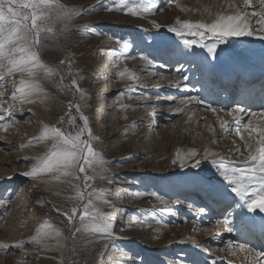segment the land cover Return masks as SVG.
<instances>
[{
    "label": "rangeland",
    "instance_id": "1",
    "mask_svg": "<svg viewBox=\"0 0 264 264\" xmlns=\"http://www.w3.org/2000/svg\"><path fill=\"white\" fill-rule=\"evenodd\" d=\"M204 1H206L205 7H203ZM207 1L124 0V4L127 6L138 4L140 8L150 3L157 5V11L153 13L133 16L128 14L123 6L117 9L120 0H61L64 5L73 4L81 9L94 7V10L76 17L73 27L65 38L62 36L59 39L50 38L44 41L48 46L41 50V58L48 64L54 62L60 65L64 70H62L63 79L58 73L51 80L43 82L49 94L47 105L49 124L47 125L60 126L58 121L64 117L63 127L72 130L67 123V114L69 112L72 115L77 114L75 108L71 110L68 108L69 101L80 104L81 111L89 117L90 128L96 137L92 141L93 147L101 153L105 161L103 167L107 170L100 172L98 168L97 178L90 183L97 189L108 190L104 198L110 203L105 204L102 201L96 203L101 212L114 216L113 230L117 235L112 242L110 241L107 246H104L94 237L77 234L74 242L68 241L71 247H68L67 255H69L65 257L67 264H163L160 262L161 258L166 262L172 260L173 264H180L181 261L183 264H193L190 263L191 253L183 250L179 243L180 235L167 232L170 229L177 230V225L181 221L177 218L185 217L184 219L187 221L193 219V222L198 223L193 231L202 241H208L210 237L216 236V231L213 229L225 232L222 226L216 224V221H222L225 216H214V218L198 221V217L195 216L202 206V201L190 191L191 189H183L179 185L176 178L185 179V176H180L181 168L178 163H172L176 158L177 151L184 152L193 147L198 151L201 145H206L208 142L209 145L211 143L213 149L220 150L225 154V146L222 138L220 139V133L215 132L214 127L211 126L212 113L208 114L209 119L204 118L206 112L210 111L201 107L204 113L201 112V116L197 117L195 126H197L198 135L195 137H190L189 132L187 133V128L190 131L193 123L190 122V119L185 117L181 122L182 126L187 120L183 124L184 130L181 132L183 137L179 136L180 127H177L180 124V119L184 115H188L185 114L187 109H196L195 104H190L177 116L168 118L170 113L166 115L169 109H173V105L180 104L182 107L180 102L186 97L200 95L196 92L199 87V84L196 83V76L193 78L195 81L192 79L191 82H188L189 91L176 93L175 88L169 86L171 77H168V73L162 75L164 71L158 67V64L165 60L161 58L157 60L156 57L155 67H152L153 69L149 73L151 76L146 75L151 77L147 82H142V77L130 79L126 76L119 79L118 75L120 71L127 69L123 64L124 60L128 65L129 72L131 56L134 59L145 52L144 48L140 49L142 43H173L176 50L170 56H180L181 50L186 52L180 39L168 31V26L174 25L177 19L211 23L216 12L208 20V16L204 17V14H208V10L213 7L214 3V7H218V9L222 7L225 14L235 12V9L227 7L228 0H210L208 3ZM235 2L237 3V0ZM218 4H222L221 7ZM192 6L194 7L192 8ZM194 8L196 9L194 10ZM108 9L113 10L109 11ZM164 13L171 16L170 24L164 23V20L161 19ZM153 20L161 25L159 29L152 26ZM85 25L90 27L81 31L82 26ZM188 38L191 39V37ZM117 39L129 41L133 47L124 50L117 43ZM175 56L171 60L174 62L173 64L177 62ZM62 60L65 61L63 65L60 64ZM68 61H71V66ZM142 71H144L142 74H145V69ZM136 73L138 74L134 73L135 77L141 74L140 71ZM73 77L77 79L79 87L84 91V99H81L79 93H74L70 87H66L71 85ZM14 81V77H7L0 91L13 88ZM160 82L161 85L167 87L163 93L155 94L156 91L152 89L156 88ZM133 84L139 87V93L130 90L129 85ZM5 96V94L0 96V99L7 100ZM133 97L136 98V103L127 105ZM167 97L173 99L167 101ZM206 102H211V99L206 98ZM121 104L127 107L121 108ZM9 108L12 109L11 112L7 111ZM19 110V106L12 107L9 103L3 102L0 104V116L4 117V120L0 121L1 154L8 150V146L14 147L15 154H21L20 147H18L21 142L35 141L33 138L38 136L41 131L39 128L43 122L38 120V117L36 118L28 110ZM114 113L115 118L113 117ZM132 120L133 122H131ZM102 122L104 123L101 124ZM5 123L8 125L7 131L4 130ZM76 123L82 124L78 115ZM158 124L159 130L156 128ZM102 126L104 128H101ZM4 132L5 134H3ZM25 132H28L27 136L33 137L23 140L24 137H27ZM233 136L235 137V135ZM209 161L210 158L202 160L197 170L203 174H209V180L212 182L226 187L217 170L214 167L209 169ZM18 169L20 171L27 170L25 160L19 161ZM176 173L178 177L174 175ZM88 174L93 175L92 170H89ZM99 175H105L107 178L100 179ZM193 188L196 190H194L195 192L200 193L199 188L196 186ZM88 191H91V188ZM152 192L157 193L166 203H160L156 196L150 195ZM72 195H74V191L64 185L45 188L37 181H30L27 177L20 179L14 188L9 187V183L3 184L0 188V217H4L1 236L7 239L23 238L27 233L36 231L45 219L61 229L65 236H69L66 217L55 211L54 206L65 210L71 208L73 202L68 197ZM39 200H43L44 203L38 204ZM238 201L239 198L235 197L233 204L231 203L232 206ZM232 206L230 205V207ZM187 208L191 209H189L190 213H185ZM169 209L171 210L169 211ZM227 210L224 212L225 215L229 212ZM182 221L181 226L184 224ZM234 223L235 226H240L241 218L235 216ZM179 229L180 227L178 232H180ZM235 229L231 233L240 235L241 243L249 246L250 239L244 240L245 235L242 236V233L238 232V228ZM120 235L121 237H119ZM163 241L164 243L161 245L160 242ZM50 243L52 244V241ZM23 248L6 251L4 258L11 259L12 264H61L60 254L55 253L53 248H43L40 244L33 245L30 247L31 249L22 250ZM211 248L214 250V254L221 252L228 259L231 256L228 255L224 246L214 249L215 246L211 244ZM27 249L28 251H26ZM232 261L234 262V260ZM0 264H3L2 260H0Z\"/></svg>",
    "mask_w": 264,
    "mask_h": 264
},
{
    "label": "snow or ice",
    "instance_id": "2",
    "mask_svg": "<svg viewBox=\"0 0 264 264\" xmlns=\"http://www.w3.org/2000/svg\"><path fill=\"white\" fill-rule=\"evenodd\" d=\"M121 6L133 16L157 11L155 3L140 8L138 4L127 6L124 4V0H120L117 9H120ZM257 6L258 11L255 10ZM227 7L235 9V12L232 14L217 13L211 23L177 19L174 25L168 26V31L180 39L184 49H193V47L203 49L212 60L218 58L219 52L236 47L232 44L233 40L252 36L264 40V0H256V4L253 3V0H242V5H237L235 0H228ZM249 8L253 10L249 12ZM91 10H94V7L89 9L70 8L61 3V0H0V89L3 88V82L7 77H15L19 74V84L12 92L14 101L18 99L21 104H33L37 101L44 103L49 99L43 82L51 80L58 73L63 79V73L60 72L59 68L42 60L41 50L48 46L44 41L66 36L73 27V19L87 14ZM151 23L154 28L159 29L161 27L155 20ZM57 25L61 27L57 29ZM89 27L88 25L82 26L81 31H85ZM117 43L124 50L133 47L129 41L117 39ZM187 54L183 50L179 52V55ZM140 56L142 60L146 61L147 66L155 67V61L147 54L141 53ZM64 63L65 61H60L61 65ZM68 64L71 66V61H68ZM175 71L183 74L185 65L179 64ZM118 75L121 78L126 76L130 79L135 78V74L129 73L128 69L120 71ZM188 81L189 77L182 75V79L176 80L169 86L177 89L183 86L187 90L189 88ZM66 87H70L74 93H79L81 99H84V91L79 87L75 77L72 78L71 85ZM2 95L3 93L0 92V96ZM169 99L173 98L170 97ZM180 103L183 107L169 109V111L179 113L183 112L190 104L200 105L217 116L224 134L231 133L238 136L243 142L242 148L234 149L237 156L244 157L242 160L225 159L223 155H217L205 149L202 159L195 160L191 167L199 168L202 160L215 157L210 160V163L217 170L230 193L239 198L235 208L240 211L235 215L241 217L242 225L245 219L244 209H247L248 213H255L257 210L264 213V110L252 111L250 108L236 103L225 113L231 119L225 120L219 115L225 111L223 108L212 107L200 96H188ZM120 107L125 108L127 106L121 104ZM68 108L70 110L75 108L82 124H77V115H72L69 112L67 123L72 130L63 127L64 117L58 121L60 126L43 125L39 135L33 140L36 142L51 140V147L44 155L35 158V163L30 170L22 173V175L46 185L53 187L64 185L74 191V195L68 197L73 202L71 208L65 210L54 206L55 211L66 217L70 235L65 236L61 229L45 219L36 229V234L29 238V242L40 244L43 248H53L59 251L61 264H67L64 259V250L71 247L67 242H74L77 234H87L98 241H107L114 237L112 223L114 216L101 212L96 203L98 201L105 204L110 203L104 198L108 190L97 189L92 187L90 183L97 178L98 168L100 172L107 171L103 167L105 161L101 153L93 147L92 141L96 137L90 128L89 117L81 111V105L69 101ZM7 111L11 112L12 109L9 108ZM245 117H247L246 122ZM3 120L4 117L0 116V121ZM7 127L8 125L5 123V131H7ZM32 142L30 140L29 145ZM25 146L21 145V147ZM245 151H247L246 156ZM196 155L195 149L190 150L184 156L178 152L172 163H179V166L184 168L187 166L186 161ZM24 159L27 160L29 157H24ZM89 170H92L93 175L88 174ZM99 178L106 179L107 177L99 175ZM89 188L91 191H88ZM208 191L212 192L213 189L209 188ZM150 195L156 196L160 203H166L157 193L152 192ZM37 203L43 204L44 201L39 200ZM199 213L201 215L206 214V209L200 208ZM216 224L222 226V229L227 232L236 230L232 226L234 213L228 212L225 218L222 221H216ZM213 230L217 231V235H219L217 229ZM49 239H54L55 244H48L47 240ZM184 242L183 240L179 241V243ZM25 243L26 241L22 240L14 246L21 248ZM196 246L205 253L210 251L203 244L198 243ZM8 247V244H0V249L7 250ZM238 252L245 254L246 264H264V259H262L264 252H255L245 243L233 244L230 241L227 246L228 255L236 256ZM223 259L225 257L217 256L213 260V264H216L217 260ZM180 264L183 262L181 261ZM226 264H233V261L229 259Z\"/></svg>",
    "mask_w": 264,
    "mask_h": 264
},
{
    "label": "bare ground",
    "instance_id": "3",
    "mask_svg": "<svg viewBox=\"0 0 264 264\" xmlns=\"http://www.w3.org/2000/svg\"><path fill=\"white\" fill-rule=\"evenodd\" d=\"M179 1H182V0H179ZM208 1H210V0H208ZM208 1H207V3H208ZM204 2H205V4L203 7H205V5H206V1H204ZM253 3L256 4V0H253ZM179 4H181V2H179ZM195 4H197V3H195ZM236 4L242 5V0H237ZM182 5H181V7H182ZM221 5L222 4H220L219 6L221 7ZM66 6H68L70 8L71 7L79 8L73 4L72 5H66ZM175 6H176V4H175ZM214 6H215V3L213 5V7H210L211 9L208 10L209 7L207 8L208 12L205 10L208 13L207 15L204 14V17L208 16L207 20L210 19V17H213L212 15H215L214 12H216V14L217 13H224L222 7H221V9H218V7H214ZM193 7L194 6H192V8ZM185 8H187V6H185ZM195 9L196 8H194V10ZM252 10H253L252 8L248 9L249 12H251ZM255 10H257V11L259 10L258 6L256 7ZM201 11H203V9H201ZM228 14H230V13H228ZM214 18H215V16H214ZM161 19L164 20L163 21L164 23L170 24L169 21L171 19V16L164 13V14H162ZM173 21H174V19H173ZM74 22H75V18L72 21V25L74 24ZM56 27H57V29H59L61 26L57 25ZM66 36H63V37L65 38ZM232 44L236 45V47L227 48L224 51L219 52V56L216 60H212L210 57L207 56V53L203 49L196 48V47H193L194 49L191 51L186 49V52L188 53L187 55L170 56V54L174 50H176L175 45H173V43H169V44H159V43H154V42L142 43L140 49L144 48V50H145L144 53L147 54L148 56L150 55L151 57L150 56L149 57L152 58L153 60H155V57L157 58V60L160 58L162 60L163 59L165 60V62L158 64V67L160 68V70L164 71V72H162L163 73L162 75H164V73H166V74L168 73V75H169L168 77L169 78L171 77V81H170L171 83L175 82L178 79H182V75H188V74H189V76L191 75L189 77L190 80L188 82H191L192 79L196 76V78H195L197 80L196 83L199 84V87L196 89V92L199 93L200 94L199 96L205 100H206V98L211 99V102H209V103L212 105V107L223 108L225 111L222 113H219V115L222 116L225 120H229L231 118L228 117L227 115H225V113L228 110H230L236 103H240L242 106H246V107L250 108L252 111L264 110V40L259 39L257 36H252V37H244V38H241L239 40H233ZM174 53L176 54L177 52L175 51ZM139 54H140V52H139ZM165 56H167V57H165ZM174 56L176 57V61H177L175 64H173L174 62L171 61V60H173ZM132 58H133V56H131V58H130L131 59V62H130L131 66L129 68L130 69L129 72L138 74L136 72L140 71L141 74H139L138 77H135V79L136 78L139 79V77L140 78L142 77L143 79L141 81L147 82L151 77H147L146 75H148L150 73V70L153 68L147 66L146 61L142 60L141 56L140 57L137 56L134 59H132ZM42 60L48 64V62H46L43 58H42ZM169 61H171V62H169ZM181 63L185 65V71L183 74L177 73L175 71V68ZM123 64H125V67L128 69V65H127L125 60H124ZM49 65H52L54 67L59 68L60 72L63 73L62 72L63 69L60 65H58L54 62H53V64L49 63ZM144 69H145V74H142V72L144 73V71H142ZM14 78H15V81H14L15 84H14L13 88H11L10 90H7V91L6 90L0 91L3 93V95L5 94L6 95L5 98H7V100H4L3 98H1L0 104H1V102H3L5 104L9 103V105L12 107H18L19 106L20 107L19 111H21V109L28 110V111H29V109H31V111H29V112L33 113L36 116V118L38 117V120L43 122V125L49 124L48 123L49 119H48V114H47L48 99L44 103L37 101L33 104H21V102L18 99L14 101L12 99V92L14 91V88L16 86H18V84H19V74H17ZM117 79H118V77H117ZM119 79H120V77H119ZM195 79H193V80L195 81ZM130 84H131V82H130ZM161 84L162 83L160 82L156 86V88L152 89V90L156 91L155 94H159V92L163 93L165 88L167 87L166 85L163 86ZM129 86H130V90H132L134 93H137L139 91V87L135 86V84L129 85ZM174 90H176V93L177 92L186 93L190 89L188 88L187 90H185L183 88V86H181V88H179V89L175 88ZM192 91H193V89H192ZM141 98H143V97H141ZM169 98L170 97H167V99H168L167 101H170ZM131 100L132 101L129 102L127 105L130 106V105H133L134 103H136L135 97H133ZM154 100H155V97H154ZM4 107L6 108V105ZM201 107L202 106H200V105H196V109H192V108L187 109V113H185V114H188V115H184L180 119V124L177 125V127H180L179 133H178L180 137H183V134H181V132L184 130L183 124L187 122V120H186L181 126V122L185 119V117L187 119H190V122H193L191 125V130L189 131V128H187V133L189 132V136L195 137L198 135V129H197V126H195V123H197V120H198L197 117L201 116V112L204 113V111L201 109ZM166 108L168 109V106ZM176 108H181V105L180 104L179 105H176V104L173 105V109H176ZM158 109H160V108H158ZM197 110H198V112H196ZM168 113H170V114L168 115ZM210 113H212V112H208V113L206 112L204 118L209 119ZM178 114L179 113H173L171 111H168L166 115H168V118H169L172 116H177ZM0 115H1V113H0ZM211 116H212V125L211 126L214 127L215 132L220 133V139L222 138V140L224 142V146H225V154L221 153L220 150H215V148L213 149V146L211 145V143L209 145V142H208V144H206V145H201V147L198 149V151H196V153H197L196 156H194L191 159H188L186 161V164H187L186 167H184V168L180 167L181 168L180 169V176H182V177L185 176V179H182V178L180 179V177L177 176V173L174 174L176 177H178L176 179L179 182V185L183 189H187V188L191 189L190 191H192L193 194L197 195L198 198L201 199L202 206L200 208H205L206 214L201 215L199 213V209H198V212H197L195 217H198L199 220L198 219L197 220L200 222L206 218L207 219H209L210 217L214 218V216L223 217V216H225L224 212L227 209H228L227 211L234 213V217L235 216L238 217L239 215H235V214L239 213V211H240L239 209L235 208V204L232 206L233 200H235V194L230 193V191L226 187H224L223 185L216 184L215 182H212L211 180H209V177H210L209 174H203L202 172L197 170V168L191 167V165L195 162V160L201 159L203 157L205 149H207L211 153H215L217 155H223L225 157V159H231L233 161L242 160L244 158L242 156H239V157L234 156L235 155L234 149L237 147H241V148L243 147V142L240 140V138L238 136L234 137L233 134H231V133L224 134L223 130L220 128V124H219V121L217 120V116L214 115L213 113L211 114ZM113 117L115 118V113L113 114ZM245 118H247V117H245ZM115 120H117V119H115ZM246 120L247 119H245V122H246ZM131 122H133V120ZM103 123L104 122H102L101 124H103ZM42 126L39 128V130L42 129ZM158 126H159V124L156 126V128H158ZM101 128H104V126H102ZM158 130H159V128H158ZM136 133H137V131H136ZM3 134H5V132ZM132 134H134V133H132ZM25 135L27 136L28 132H25ZM30 137H33V136H30ZM30 137L29 136H27L26 138L24 137L23 140L30 138ZM150 137H151V135H150ZM233 141H235V143H233ZM51 143H52L51 140L44 141L43 143L33 141L32 144L29 145V143H25L23 141V142H21L20 146H18V147H20L19 152L21 153L19 155L15 154L13 146H8V150L2 154L0 152V188L3 184H6V183H9V187L14 188V186H16L17 182L20 179L26 178V176L22 175V173L25 171H20L18 169L19 161L21 159L25 160L24 157H29V159H27L25 161L27 163V170L26 171L30 170L31 166L35 163V158L44 155L48 151V149L51 147ZM21 145H26V146L21 147ZM192 149L196 150V148L193 147L189 150H186L184 152H179V153L182 156H184ZM177 153H178V151H177ZM199 154H201L200 157H198ZM246 155H247V151H245V156ZM209 158L211 160V159H214L215 157H209ZM178 165H179V163H178ZM210 168H213V166L209 161V169ZM27 178H29L30 181L32 180V182L34 180L30 177H27ZM34 181H37L38 183H40L45 188L53 187V186L46 185L45 183H42L38 180H34ZM57 186H61V185H57ZM195 186H196V188H199L201 190L200 193L195 192L196 190L193 188ZM209 188L213 189V191L209 192L208 191ZM230 205L232 207H230ZM189 209L190 208H187L185 210V213L186 212L190 213L191 209L190 210ZM243 215L245 217L243 225L240 224V226H235V223H234L232 226L235 228H238V230H239L238 232L242 233V236L245 235L244 240L250 239L249 248L254 249L255 252H264V213H261L259 210H257L255 212V214H253V213H248L247 209H244ZM1 217L2 218H0V244H8L9 247L7 250L0 249V260H2L3 264H12L11 259H8V257L4 258L5 252L8 250H11V249H16L17 247H15L14 245L17 242L22 241V240L26 241V243L22 246V248L24 247L22 250H24L26 248L33 247V245L35 246L36 245L35 243L29 242V238L31 236L35 235L36 231H32V232L27 233L26 236L23 238L22 237H20V238L12 237L10 239L4 238L3 236H1V226H2V223L4 222V217L3 216H1ZM184 218L185 217H183L182 219L177 218L178 220H181V221L183 220L182 222H184V224H182V226H181V221H180V224L177 225L176 231L173 229H170L167 232H171V234H173V235H176V233H177L178 235H180L179 241H181V240L185 241L184 243H180V245L183 247V250H186L189 253H191L190 255L192 258H191L190 263H193V264H213V260L217 256H223V257H225V259L217 260L216 264H226V261L228 259L226 257V255H224L221 252L214 254L213 253L214 250H212L211 244H212V246H215L214 249L221 247V246L222 247L224 246L225 250H227V246L229 245L230 241L233 244L241 243V240H239V239H241L240 235H234L233 233L227 232V231H225L223 233L218 229L219 235H217V231H216L215 237L214 236L210 237V239H208V241H202L198 237L197 233H194V231H193L196 224H198V223L193 222V219H192V221H187V219H184ZM179 227H180V229H179L180 232H178ZM116 237H117V235L114 234L113 238H111L107 241H100V242H102V244L104 246H107L108 243L110 241L112 242ZM119 237H121V235ZM50 241H52V244H55L54 239L47 240V243L52 245L50 243ZM160 243L162 245V243H164V241L160 242ZM198 243L203 244L204 247L209 248L210 251L208 253L203 252L200 248H198L196 246ZM67 249H68V247L64 250V259L67 255V253L69 252V250L67 251ZM26 251H28V249ZM53 251L55 253L60 254V252L55 250V249H53ZM238 253L236 256H229V259L234 260L233 264H242V262H244V264H246L245 254L239 253L240 254L239 255ZM68 255H67V257H68ZM196 258H197V260H196ZM262 259H264V258H262ZM60 260H61V254H60ZM65 261H67V260L65 259ZM160 262L163 264H173L172 260H169L168 262H166L165 259H163V258H161Z\"/></svg>",
    "mask_w": 264,
    "mask_h": 264
}]
</instances>
